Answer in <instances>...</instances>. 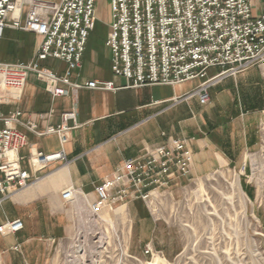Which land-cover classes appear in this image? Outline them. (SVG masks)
Here are the masks:
<instances>
[{"label":"built area","instance_id":"2783aa9c","mask_svg":"<svg viewBox=\"0 0 264 264\" xmlns=\"http://www.w3.org/2000/svg\"><path fill=\"white\" fill-rule=\"evenodd\" d=\"M96 1L0 0V39L4 30L11 28L42 40L31 63H0V104L8 101L9 94L18 99L32 73L56 97L66 95V87L104 92L120 89L112 81L92 80L84 85L70 81L72 73L81 69L90 33L97 25ZM111 8L107 46L113 53L114 75L129 82V88L177 86L198 80L201 83L187 99L197 97L201 105H207L211 86L255 66L264 68V0H111ZM48 59L65 62L66 74L59 76L42 68L40 64ZM211 68L221 71L206 79ZM19 116L3 118L0 113L4 124L0 129L1 195L20 191L41 177L22 166L19 152L29 143L26 134L14 127ZM75 118V113H66L61 126L39 134H55L64 145L72 130L66 123ZM26 127L38 133L35 123ZM29 158L34 173L68 162L63 151L49 155L34 151ZM190 163L186 141L173 138L148 151L144 160L125 161L96 188L95 201L79 200L75 214L78 231L66 264H84L91 246L84 237L85 226L95 233L91 243L95 247L114 243L122 248L125 233L132 229L120 217L130 202H147L156 190L189 177ZM77 196L73 189H66L61 198L72 204ZM23 228L22 220L9 221L0 226V233L16 234Z\"/></svg>","mask_w":264,"mask_h":264},{"label":"crops","instance_id":"0c3cea01","mask_svg":"<svg viewBox=\"0 0 264 264\" xmlns=\"http://www.w3.org/2000/svg\"><path fill=\"white\" fill-rule=\"evenodd\" d=\"M41 42L32 33L6 28L0 39V63H31ZM84 53L81 69L72 73L70 81L82 85L92 80L112 81L118 91L66 87L67 94L56 97L32 73L18 99L9 94L8 101L0 104L3 118L20 113L14 127L26 134L29 143L19 152L22 166L33 176H41L20 191L0 194V226L9 221L24 222L16 234L0 233V264H51L55 247L66 245L74 232L79 200L95 201L96 188L125 161L144 160L148 151L166 144L169 138L186 141L191 179L227 167H243L259 143L264 115L263 67L224 78L210 87V101L201 105L197 97L187 99L201 81L133 89L124 78L114 75L112 57L89 55L87 47ZM40 66L59 76L68 70L65 62L53 59ZM220 71L213 68L209 77ZM70 112L76 118L66 123L72 128L68 143L62 145L55 134H39L61 126L64 114ZM27 123H35L38 133L27 129ZM34 151L45 155L63 151L68 162L34 173L29 164ZM66 189L78 194L77 202L62 201ZM145 206L143 199L131 203L141 221L151 218L154 223Z\"/></svg>","mask_w":264,"mask_h":264},{"label":"rangeland","instance_id":"374dc122","mask_svg":"<svg viewBox=\"0 0 264 264\" xmlns=\"http://www.w3.org/2000/svg\"><path fill=\"white\" fill-rule=\"evenodd\" d=\"M95 9L97 25L87 53L113 59L107 46L111 0H97ZM260 122L259 143L243 167H227L197 179L189 175L150 195L144 202L154 223L151 218L141 221L130 202L120 217L132 229L125 233L122 248L114 243L95 247L91 244L95 233L85 226L84 237L91 246L84 264H264V115ZM77 222L75 216L74 232L66 245L55 247L51 264H66Z\"/></svg>","mask_w":264,"mask_h":264},{"label":"bare ground","instance_id":"6f19581e","mask_svg":"<svg viewBox=\"0 0 264 264\" xmlns=\"http://www.w3.org/2000/svg\"><path fill=\"white\" fill-rule=\"evenodd\" d=\"M155 261L156 262H161V258H158V257L155 256Z\"/></svg>","mask_w":264,"mask_h":264}]
</instances>
